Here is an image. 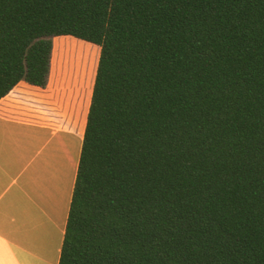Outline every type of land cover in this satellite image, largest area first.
<instances>
[{"label": "trees", "instance_id": "trees-1", "mask_svg": "<svg viewBox=\"0 0 264 264\" xmlns=\"http://www.w3.org/2000/svg\"><path fill=\"white\" fill-rule=\"evenodd\" d=\"M59 36L100 49L59 264H264V0H0V100Z\"/></svg>", "mask_w": 264, "mask_h": 264}, {"label": "crops", "instance_id": "crops-1", "mask_svg": "<svg viewBox=\"0 0 264 264\" xmlns=\"http://www.w3.org/2000/svg\"><path fill=\"white\" fill-rule=\"evenodd\" d=\"M71 38L52 39L44 88L20 81L0 100V264H59L96 73L56 56Z\"/></svg>", "mask_w": 264, "mask_h": 264}, {"label": "rangeland", "instance_id": "rangeland-1", "mask_svg": "<svg viewBox=\"0 0 264 264\" xmlns=\"http://www.w3.org/2000/svg\"><path fill=\"white\" fill-rule=\"evenodd\" d=\"M54 47L56 56L67 63L68 69L81 70L86 76L94 75L99 58V47L72 38L57 40Z\"/></svg>", "mask_w": 264, "mask_h": 264}]
</instances>
